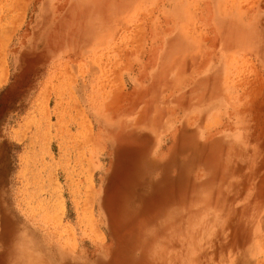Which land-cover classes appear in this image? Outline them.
Segmentation results:
<instances>
[{
  "label": "rangeland",
  "instance_id": "rangeland-1",
  "mask_svg": "<svg viewBox=\"0 0 264 264\" xmlns=\"http://www.w3.org/2000/svg\"><path fill=\"white\" fill-rule=\"evenodd\" d=\"M0 264H264V0H0Z\"/></svg>",
  "mask_w": 264,
  "mask_h": 264
}]
</instances>
